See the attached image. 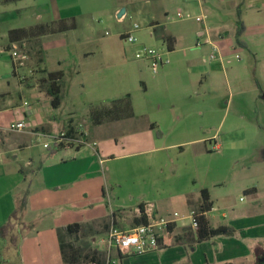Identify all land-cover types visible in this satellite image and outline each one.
Here are the masks:
<instances>
[{"label": "rangeland", "instance_id": "1", "mask_svg": "<svg viewBox=\"0 0 264 264\" xmlns=\"http://www.w3.org/2000/svg\"><path fill=\"white\" fill-rule=\"evenodd\" d=\"M212 1L213 7H209L208 4ZM232 1L237 0H230L223 5L219 0H210V2L202 0L206 13L203 16L212 20V25L217 22H223L227 26L231 23L234 25L235 13ZM193 2L194 0H21L18 3L0 5V10L2 9L0 12V41L6 40L7 28L34 22L35 19L30 18L32 12L40 14L39 21L70 16L75 18L76 28L71 31L46 34L17 46L19 51L27 53L25 65L18 71V76L20 80L28 84H36L38 89L44 91L47 70L42 65L43 62H36V55H41L43 61L46 58V64L50 68H54L57 61L61 62L60 68L64 71V77L63 84L62 81L60 82V92L63 86V94L61 92L60 104L50 109L55 120L48 121V125L55 130L54 134L57 132L59 135L64 131L58 132L62 120L72 113V119L77 121L72 124L74 130L85 131L90 124L84 117L85 114L89 112L91 106H98L90 105L89 107V104L108 103L110 98L122 89L117 84L126 83V88L132 94L138 92L141 95L142 93V88L133 76L137 69V62L141 59L132 57L133 45L129 44L120 34L132 24L137 23L140 29L134 33L136 43L159 49L163 53L165 51L166 54L167 51L161 48V39L151 34L150 25L154 24L152 23L154 21L159 23L167 20L179 21L176 24L182 23L183 19H179L176 13L189 12L194 15ZM14 4L24 9L18 12ZM121 8H124L125 13L118 18L117 12ZM244 8L245 4L240 10L243 11ZM243 20L245 24L252 27H249L245 33L242 31L239 35H234L232 30L229 31L228 36L223 40L225 51L221 52L226 62L225 71L218 72L204 82L203 90L207 91L204 99L213 103L218 102L219 99L223 111L226 109V113H223L226 115H223L222 135L225 134L224 130L229 120L237 116L239 112L249 114L254 124L262 125V129L256 130V135L252 139H245L236 133H249L250 129L248 126L243 127L242 122L234 119L233 124H238V128L224 135L227 145L235 148L244 146L248 149V153L245 156L229 159L226 178L219 185L212 187L213 209L207 215L213 224L227 220L230 214L237 210L243 211L250 208L239 184L241 179L251 177L254 172L247 170V165L253 169L252 165L256 164V185L264 186V177L258 178L259 175L264 174V148L260 150L258 148L264 145V6L247 12ZM184 22L198 24L193 19H187ZM241 22L243 23L242 20ZM235 38H238L239 42L235 41ZM192 40V50L189 49L188 44L183 43L176 47V53L182 57L184 53L196 54L195 49H198L200 45H195L194 35ZM240 42L246 45L243 46ZM83 50L93 52L84 62L78 57ZM193 57L196 58L195 55ZM91 61H97L100 64L103 62V64L100 68L89 70L88 73H82L79 76L73 73L77 64L82 63L85 67ZM4 70L1 65V78L7 74V78L11 79L9 69ZM131 71L134 73L132 74ZM145 71H147L146 78L150 79L153 74L150 68L148 67ZM119 80H121L120 83ZM114 86L116 89H111ZM253 88L256 89V105L247 92ZM16 90L12 89V98L15 101L17 100ZM22 91H24L23 88ZM241 94L242 97H239ZM23 98L27 101L31 100L28 92ZM105 132L107 133L106 128ZM111 133H108L111 134L109 137H98L100 141L113 142V138H117L116 141L119 142L120 138L129 134L120 126H117ZM93 135L92 138L97 137L95 132ZM44 143L47 146H43ZM29 145L28 151L33 159L32 165L28 168L30 171L25 172V176L19 175L17 178L19 183L15 187H13V177L0 178V206L8 207L11 204L9 211L7 209L5 213L4 224L2 228L0 227V236L6 233L4 238L7 239L10 235L13 240L10 246L6 245L1 250L0 255L5 264H62L55 238L56 228L64 226L67 222L83 221L89 214L98 213L102 209L107 214L106 216L87 221L84 223L87 225L84 230L76 236H69L67 240L78 246L82 252L96 251L105 264H194L204 262L206 251L213 252L208 244H201L195 249L188 245L173 244L147 254H128L119 260L116 257L118 254L116 249L108 250L104 241L101 242V240L105 239L111 226L121 230L135 226L132 223V217L137 212L130 209L113 210L115 204L110 193L112 188L106 177L113 171H123L124 167L131 163L141 164L140 161L145 155H122L111 162L106 159L103 164L98 163V158L94 157V163L90 164L91 158L89 157L77 156L76 160H71L70 152L73 153V150L69 148L67 149L70 152L58 150L51 153L53 139L49 135L33 137ZM117 146L115 152L120 155L125 150H120L119 147L122 145ZM254 149L256 159L249 154V151ZM61 157L66 158V163L60 164ZM25 160L27 159L20 162L24 163ZM106 164L110 165L111 171H106L104 168ZM119 175L118 177L123 179L121 187L117 188L116 192L122 196V199L129 200L127 194L131 191L129 188L132 187L133 179H126L123 174ZM100 185L107 193L108 203L106 205L101 201ZM84 191L86 194H83ZM240 196L245 197V201H239ZM261 207H264V197L259 198L254 205V211L264 215L260 211ZM167 208L170 210L165 215L167 218L180 219L182 217L180 207L168 205ZM174 210L178 213L177 217L173 215ZM112 213H114V222ZM258 220L264 222V219L256 217V224H260L257 223ZM1 222H3L2 218H0V224ZM256 227L260 231L264 225ZM188 229L192 230V227L189 226ZM173 232L171 238L179 234L176 231L177 234ZM236 239L239 238L236 237ZM112 256L116 259L114 263ZM257 263H264V249L258 250L254 264ZM0 264L3 262L0 261Z\"/></svg>", "mask_w": 264, "mask_h": 264}, {"label": "crops", "instance_id": "2", "mask_svg": "<svg viewBox=\"0 0 264 264\" xmlns=\"http://www.w3.org/2000/svg\"><path fill=\"white\" fill-rule=\"evenodd\" d=\"M19 1L12 3H18ZM219 1L222 5L230 2V0ZM8 4L10 3L0 5ZM231 4L235 13L234 25L231 23L227 26L223 22H217L215 25H212V20L204 16L203 21H195L198 22L195 25L190 22H184L187 19H183L180 24H176L179 21L175 20H167L166 22L159 23L156 21L152 22L154 24L150 25V31H152L153 27H161L163 33L172 36L174 39L173 49L171 51H168L165 43L160 41L161 48L167 51L164 56L169 59V62L161 66L156 73L151 74L150 79H147L145 76L147 75L145 74L147 73L145 70L149 67L148 62L145 60H139L137 62L135 73L131 72L132 74L134 73L133 76H135L136 81L142 88L141 95L138 92L132 94L126 88V83L123 85L117 84L122 89L114 97H111L108 103L99 102L89 104V107L90 105H109L112 100L128 95L133 115L95 124L88 120L89 116L86 113L84 117L87 118V122L91 125L89 124L88 129H85V144L72 145L71 147L66 146L59 149L63 150V152L72 149L73 153L68 152H70V158L73 161L76 160L77 156L82 158L89 157L91 158L90 164L94 163V157L98 158V163L103 164L106 159L109 160L108 162H111L122 155H145L142 158L143 160L140 161L141 164L131 163L128 166L126 165L123 171H113L111 175L106 177V180L109 181V185L112 188L110 189V193L113 199H111L115 204L113 210L125 211L130 209L137 211V206L142 204L145 213L152 210L156 215L165 216L170 212L167 208L168 205L181 208L182 217L180 219H174L172 229L165 239L168 244L166 247L176 244L174 243V236L171 238L174 230L179 234L188 230L190 215L193 212L192 209H196L199 203L200 190L207 189L212 202L211 209H213L212 187L219 185L226 178L227 162L233 157L247 155L248 149L246 147L235 148L232 145H227L226 138H224L230 130L238 128V124H233L234 119L242 122L243 127L248 126L250 129L249 133H236L245 139H252L256 135V130L259 131L262 129V125L258 123L254 124V120L253 118H249V114L239 112L237 116H233L229 120L224 130L225 136L222 135L223 115H226L223 113H226V109L223 111L219 99L215 103L204 99L207 93L206 90H203V87H205L204 82L210 77L215 76L218 72L225 71L226 62L224 61V56L221 54L226 48L223 40L228 36L230 30L234 31V35H236L238 21L239 24L241 20L243 21V23L241 22L243 25L239 26L243 28L244 33L249 27H252L251 25L245 24L243 18L247 15V12L253 9L256 10L259 6H264V0H237L232 1ZM244 4L245 8L242 11L240 9ZM14 6L17 11L19 10L18 12L24 9V7L17 4H14ZM193 6L194 15L206 14L202 0H194ZM208 6L213 7V1ZM242 13L243 16H241ZM31 17L35 19L34 22L19 27H27L36 22H45L39 21L41 17L39 13L32 12ZM65 18L69 19L74 17L70 16ZM213 27L215 28L213 29ZM193 35L196 37L195 45H200L198 49H195L197 53L191 52L189 55L184 53L183 57L179 56L175 51L176 47L184 43L188 44L189 49L192 50ZM240 43L243 46L246 45L244 42ZM7 45L6 37L5 41H0V66L2 65L4 67V71L7 68L9 69L11 79L7 78V74H4V78L0 76V178L6 179L10 176L13 177V187H15L19 183V179L17 180L19 175L25 176V172L30 171L28 168L33 162L30 151H28L30 140L36 136H57V132L54 134L55 130H52L48 125V121L55 120L54 115L50 113L52 107L49 103V97L43 90L38 89L36 84H28L20 80L16 74L14 75L9 51L15 45L10 49H7ZM213 45L217 46L220 52L218 50L215 57L210 58L209 55L212 52ZM132 48L133 50L135 49L134 46ZM91 54H93L91 50H83L78 57L84 62ZM194 55L196 58L193 57ZM46 62L45 58L42 65L47 71L60 70L62 72L61 81L63 84L64 71L60 68L61 62L57 61L54 68H50ZM102 64L97 61H91L84 67L80 63V65L77 64L73 69V73L79 76L89 70L100 68ZM129 70L131 69L129 68ZM123 77L125 78V76ZM22 88L24 91H22ZM12 89H17L16 101L12 98ZM111 89H116V86ZM27 92L31 96V100L29 101L23 98ZM61 92L63 94V86L61 87ZM247 92H249L248 94L251 95L256 105V89H249ZM239 97H242V94ZM24 102L27 104H23ZM71 114L69 113L68 117L62 120V125L58 132L64 130L65 125L69 122L71 125L77 123L76 120L72 119ZM18 119H24L28 123V128L24 131H8L5 129L7 123ZM138 121L141 122L136 123ZM117 126L123 127L129 134L120 138L119 142L116 141L117 138H113V142L110 140L100 141L98 136H111V131L116 129ZM105 128L107 133L105 132ZM93 132L96 133L97 137L92 138ZM119 144L122 145L119 147L120 150H125L120 155L115 152ZM213 145L216 149L212 148ZM258 148L260 150L264 148V145ZM255 149L249 151V154L252 158L256 159ZM81 154L84 156H80ZM23 159L27 160L21 163L20 161ZM62 163H66V158L61 157L60 164ZM252 166H254L253 169L249 165L246 166L247 170L254 171L252 176L239 181L242 191L245 193L246 199L250 204V208L243 211L237 210L235 213L230 214L229 218H227L228 221H217L216 224H213L207 215L211 209L204 213L211 226H227L230 228V234L216 235L202 241H188L184 239L182 243H178L191 246L193 247L192 249H195L201 244H208L210 250H213V252L206 251L204 254V262L194 264H219L224 262H230L232 264H254L258 250L264 249V227L260 231L256 229V226L264 225L262 220H258L257 223L260 224H256V217L264 219V215L257 214L254 211L256 202L259 201V198L264 197V186L256 185V164ZM104 168L107 172L111 171L109 164H106ZM119 174H123L126 179H133L132 187L129 188L131 191L127 194L129 200L122 199V196L116 192V189L121 187L123 179L122 177H118L120 176ZM260 177H264V174L258 176L259 179ZM63 184L66 185L65 183ZM83 194H86V192L84 191ZM100 197L102 203L106 205L108 203L107 193L101 185ZM244 198L240 196L238 200L245 201ZM10 207L11 204L8 207L0 206V218L3 219L0 227L4 224L5 213L7 209L9 211ZM260 211L264 214V207H261ZM173 212L176 211L174 210ZM106 215L102 209L98 213L89 214L83 221L71 222L84 224L87 221ZM175 231L173 233H176ZM1 235L0 253L6 245L10 246L13 243L10 235L7 239L4 238L6 233ZM236 237L239 239H236ZM55 238L60 256L56 230ZM166 247L162 246L159 249L142 254L151 253ZM116 251L118 252L116 257L119 260L128 254H135ZM111 259L114 263L115 258L112 256ZM0 261L5 264L1 255Z\"/></svg>", "mask_w": 264, "mask_h": 264}, {"label": "trees", "instance_id": "3", "mask_svg": "<svg viewBox=\"0 0 264 264\" xmlns=\"http://www.w3.org/2000/svg\"><path fill=\"white\" fill-rule=\"evenodd\" d=\"M19 0H0V4L12 3ZM243 24L238 21V28L236 35H239L243 28L240 27ZM76 26L74 18H59L56 20H50L45 22H38L27 27H14L7 30V49H10L13 45L19 47L22 42L30 41L31 39L39 38L46 34H54L66 32L68 30L74 29ZM240 27V28H239ZM152 34L160 38L163 43H165L166 49L171 51L173 49L174 39L172 36L162 32L161 27H153ZM239 42V39L236 38ZM18 49V48H17ZM25 53V51L23 52ZM27 55V53H25ZM36 62L42 63L43 57L41 55H36ZM14 73V71H13ZM15 75V73H14ZM62 79V72L60 70L47 71L46 72V85L44 87V92L49 97V103L52 108L57 107L60 104L61 92H60V82ZM133 115L130 99L128 95L116 98L110 102L109 105H98L91 106L88 116L89 121L92 123H100L111 120H118L125 117H130ZM71 121V120H69ZM65 137H73L74 127L71 123L65 125ZM72 146V143L67 141H59L53 143V150L57 151L63 147ZM212 207V202L209 198L207 189H201L199 195V203L196 209L193 211V217L196 221V227L194 229H188L183 231L181 234L174 236V243H182L184 239L188 241H202L209 239L216 235H226L230 234V228L224 225L211 226L204 213L210 210ZM138 211L132 217V223L134 225L146 223L148 221L147 216L144 213V208L142 204L137 206ZM112 221L114 222V213H112ZM87 225L81 224L79 222L67 223L64 226L56 228V237L58 241L60 256L63 264H105L104 260L101 259L96 251L92 252H82V250L76 246L74 243L67 240L69 236L78 235ZM169 231L172 229L170 226ZM190 236V237H189ZM164 247L168 246L167 242L164 243ZM208 264V263H204ZM219 264H232L230 262H224ZM258 264V263H257Z\"/></svg>", "mask_w": 264, "mask_h": 264}, {"label": "built area", "instance_id": "4", "mask_svg": "<svg viewBox=\"0 0 264 264\" xmlns=\"http://www.w3.org/2000/svg\"><path fill=\"white\" fill-rule=\"evenodd\" d=\"M176 16L179 19H194L198 22L203 21V15H191L189 12H177ZM139 29L140 26L137 23H134L127 30L121 33L120 36L135 47L132 53L133 58L147 61L151 72L156 73L161 66L169 62V59L165 57V53L159 49H154L150 46L136 43L134 33ZM216 53H218V48L213 45L212 52L209 57L214 58ZM9 55L12 62V69L18 76V71L25 65L27 55L19 51L16 46H13L10 49ZM23 104L27 103L24 102ZM27 128L28 123L24 119L10 121L5 126V129L8 131H24ZM85 136V131L74 130L73 137H65L64 131L57 136L51 137L53 139V143L59 141H69L72 145H81L86 142L84 139ZM43 146H47V144L44 143ZM213 148L216 149L214 145ZM145 215L148 218L146 223L137 224L129 229L121 230L111 226L105 239L101 240V242L104 241V245L108 250L115 248L122 253L131 252L135 254H142L159 249L166 242L165 239L170 232L168 228L174 224L175 218H167L166 216L156 215L152 212V210L147 211ZM173 215L177 217L178 213L173 212ZM189 226L192 227V229L196 227L193 212H191L190 215Z\"/></svg>", "mask_w": 264, "mask_h": 264}, {"label": "water", "instance_id": "5", "mask_svg": "<svg viewBox=\"0 0 264 264\" xmlns=\"http://www.w3.org/2000/svg\"><path fill=\"white\" fill-rule=\"evenodd\" d=\"M124 14V8H121L118 12H117V17H121ZM259 264H264V263H259Z\"/></svg>", "mask_w": 264, "mask_h": 264}]
</instances>
